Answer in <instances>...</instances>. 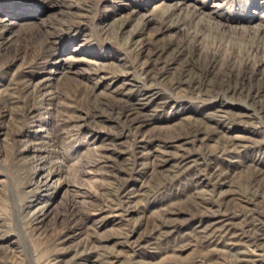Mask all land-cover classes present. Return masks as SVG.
<instances>
[{
  "label": "rangeland",
  "instance_id": "1",
  "mask_svg": "<svg viewBox=\"0 0 264 264\" xmlns=\"http://www.w3.org/2000/svg\"><path fill=\"white\" fill-rule=\"evenodd\" d=\"M196 65L264 79V0H0V264H264L247 231L264 236V95L251 106L173 91ZM143 70L161 77L144 81ZM221 105L260 111L246 124L209 118ZM206 125L209 138L194 132ZM142 137L136 172L128 160ZM232 138L233 151L204 161ZM215 169L225 181H210ZM118 190L127 202L104 207ZM219 205L259 219L217 231ZM160 216L175 224L149 236Z\"/></svg>",
  "mask_w": 264,
  "mask_h": 264
},
{
  "label": "bare ground",
  "instance_id": "2",
  "mask_svg": "<svg viewBox=\"0 0 264 264\" xmlns=\"http://www.w3.org/2000/svg\"><path fill=\"white\" fill-rule=\"evenodd\" d=\"M53 33V32H52ZM52 43H53V39L49 37L47 43L46 44V49H50L52 47ZM44 44V42H43ZM168 45V44H167ZM182 45V44H181ZM177 47V45H176ZM162 48V47H161ZM160 48V49H161ZM194 48V47H193ZM180 50H178V54H181L185 48L184 46L180 47L179 48ZM164 50V49H163ZM189 50V49H188ZM42 51V50H41ZM190 51V50H189ZM162 52V51H160ZM175 52V51H174ZM176 53V54H177ZM185 53V52H184ZM196 53V52H195ZM175 54V53H174ZM175 54V55H176ZM190 54V53H189ZM168 56V55H167ZM173 57V56H172ZM185 57V56H184ZM166 58V57H165ZM177 58V57H176ZM169 60V59H168ZM173 60V59H172ZM180 60V59H179ZM207 60H208V57H207ZM151 61V60H150ZM189 58L186 59V64H188L189 62ZM160 62V60H159ZM163 62V61H162ZM174 62V61H173ZM184 62V61H183ZM211 62V61H209ZM168 64V63H167ZM199 64V63H198ZM205 64V63H204ZM194 65V64H193ZM206 65V64H205ZM183 66V65H182ZM166 67V66H165ZM160 68V67H159ZM162 68V67H161ZM183 68V67H182ZM185 69L183 70V73H185L183 75L182 73V76L178 77L177 80H174L172 82H170V88L173 89V91H177L179 92L180 94H185V93H189V92H194L195 94L199 95V96H205L207 98L209 97H213L214 95L218 96V95H221L223 97H226L227 99H239V100H242L244 101L245 103H250V105L252 106H255L257 104L256 100H257V97H259L260 95H264V79L263 78H255L253 75L251 74H247L245 71H234L230 68L224 70V71H221L220 73H218L217 71H215V67L212 65L210 66H198L196 65V67L194 66H191V67H184ZM220 69V68H219ZM236 69V68H235ZM151 70V69H150ZM161 70H164V69H161ZM157 71V70H156ZM158 73L156 74H152L150 73V71H147V70H143L141 74H143V78H144V81L145 80H156L158 77H161V72H159V70L157 71ZM176 72V71H175ZM183 76H184V79H183ZM163 77V76H162ZM177 77V76H176ZM176 79V78H175ZM181 84H185V86L183 87H180ZM28 91V90H27ZM191 94V93H190ZM196 96V95H195ZM97 103V102H96ZM101 103V102H100ZM104 103V102H103ZM106 103V102H105ZM104 103V104H105ZM247 103V104H248ZM136 104V103H135ZM255 104V105H254ZM136 106V105H135ZM98 107V106H97ZM134 107V106H133ZM131 107V108H133ZM101 108V107H99ZM103 108V107H102ZM108 108V107H107ZM111 108V107H110ZM114 108V106H113ZM118 111H120V115L121 114H125V112L127 111L126 113V116H129L131 114H134V113H138V108L137 107H134L132 110L130 109V107H123L121 105H118ZM261 110V112H264V109L261 105V107L259 108ZM259 110V111H260ZM254 112L252 113H231L229 112L227 109H225L222 105L221 107H219V109L215 110L214 112L210 113L209 114V118H220V119H225L226 121L228 120H236V121H242V122H246L248 119L250 121V118L251 117H255L256 118V115L255 113H258L259 111H257L256 109H253ZM262 118V117H261ZM144 120L142 119V122L140 123L141 126L142 124L144 123L143 122ZM224 121V120H223ZM246 124V123H245ZM250 125V124H249ZM140 126V127H141ZM140 127H136L137 129L140 128ZM139 130V129H138ZM208 130V134H207V137L209 138L210 137V132H211V127H208L207 125L205 127H201V128H197L194 130V132H199V131H206ZM216 128L212 127V132H215ZM193 133V132H192ZM193 138H197L198 135L197 133H195V135L192 136ZM191 138V137H190ZM237 138V137H235ZM241 138V137H239ZM237 138V139H239ZM264 138V137H263ZM146 138L142 137L140 139H136L137 141H134V144H133V147H132V150H133V155L131 157V159L128 160V165L131 166V169H134L136 172H139V171H143V169H145V164L143 162H141V159L143 158H146L147 154H149V152H143L141 149H147V148H144L143 146V143H145V140ZM186 140L189 139V136L185 138ZM234 138H232L231 140H228L226 142H224L221 147H219L217 150H213L210 148V150L208 149L207 151H204L202 154V156L204 157V161L206 162L207 160V157L213 153H216L217 151H221L222 153L224 152H228V151H233L234 148H235V139L233 140ZM242 140V138H241ZM188 142V140H187ZM220 145V144H219ZM215 148V147H214ZM187 155H190V152L189 153H179V154H175V157H177L179 160H183V161H187L189 160L190 162L193 161L194 165L196 166H200L202 163H203V160L202 162L200 161V159H198V157H191L188 159ZM214 158V157H213ZM169 160L168 157H162V162L163 163H167ZM176 161V160H175ZM178 161V160H177ZM176 163V162H175ZM178 164H181L180 162ZM186 164V163H185ZM183 165L182 164V169H183ZM189 165V164H188ZM208 162L206 163V167H207ZM176 166V165H174ZM186 167V166H185ZM184 167V168H185ZM193 167V166H192ZM179 168V167H178ZM195 168V167H194ZM200 168V167H198ZM138 169V170H137ZM176 169V168H174ZM181 169V170H182ZM191 169V168H190ZM188 168V170H190ZM192 170V169H191ZM190 170V172H191ZM195 170V169H194ZM205 170V169H204ZM207 170V169H206ZM173 171V169L170 170V172ZM177 171V169H176ZM187 172V171H186ZM189 172V171H188ZM258 172V171H257ZM264 172V171H263ZM259 173V172H258ZM258 173H255V174H251L253 176L256 177V175H259ZM165 174V173H164ZM261 174V173H260ZM171 175V174H170ZM186 175V174H184ZM196 175V174H195ZM205 175V174H204ZM229 173H227L226 171H222L219 170V169H215L213 170V172L209 175V179L210 181L212 180H216L217 182L218 181H225V179L228 177ZM183 176V175H182ZM208 176V175H207ZM166 177V176H165ZM168 177V180H171L172 179V176H169V174L167 175ZM180 178V177H179ZM162 179V178H161ZM167 179V178H166ZM161 182V181H160ZM163 183V182H161ZM157 184V183H155ZM254 184V183H253ZM160 185V184H159ZM156 186V185H155ZM117 190V189H116ZM119 191V190H118ZM121 191V190H120ZM118 192L114 198L113 201L110 202V204H106L104 207H108L109 209H112L113 211H119L120 209H115L113 208L112 206L114 204H117L119 203L120 204V207H121V203H126L127 202V198L129 197L128 196V192ZM255 194V193H254ZM197 197V196H195ZM253 197H256L253 195ZM199 198V197H197ZM200 199V198H199ZM193 200H195L193 198ZM248 202H250L251 204H254L255 201H253L252 197H250L248 199ZM108 203V202H107ZM203 203L204 201L201 199V201L199 200H196V205H197V208H200V209H204L205 207L203 206ZM257 203V202H256ZM255 203V204H256ZM222 204V203H220ZM206 205V204H205ZM264 205V204H262ZM115 206V205H114ZM220 206L218 207L217 210H209L208 213L211 211L212 215H214L215 217L218 218V216L220 215V217L214 222L212 223L211 225H216L219 224L221 225V227H219L217 229V231L219 230H223L225 229L226 232H231L232 230H235V225L232 223V219L233 217L235 216H239L241 215L242 216V222L243 224H246L247 226L250 224V222L253 220V219H259V218H254V209H250V208H247V209H244V210H237L235 211L234 213H226L225 210L222 211L220 209ZM226 207V206H225ZM224 207V208H225ZM122 208V207H121ZM210 208V207H208ZM244 208V207H241V209ZM202 209V210H203ZM206 209V208H205ZM167 210V209H166ZM201 210V211H202ZM108 211V210H107ZM170 211V210H169ZM166 212L169 214H175V212ZM200 211V210H199ZM200 211V212H201ZM230 211V210H229ZM233 211V210H232ZM260 210H258V213H259ZM193 212V211H191ZM204 214H206L207 212L205 210H203ZM202 213V212H201ZM200 213V214H201ZM221 213V214H220ZM193 214V213H192ZM117 215V214H116ZM167 215V216H168ZM258 216H260L258 214ZM161 217V216H160ZM262 219V218H261ZM260 219V220H261ZM176 221V220H175ZM214 221V220H213ZM254 221V220H253ZM264 221V220H263ZM158 224H156L152 229H151V232L149 234V236H153L154 234H161L163 232H165L166 234V231H165V228H168V227H173V225L175 224L174 223V220L171 218H167V219H159L158 220ZM262 222V220H261ZM241 223V222H240ZM238 223V224H240ZM254 224V223H253ZM218 225V226H219ZM209 226V225H208ZM234 227V228H233ZM246 227V226H245ZM257 227V226H255ZM259 227V226H258ZM242 228V227H241ZM255 229V228H254ZM205 230V229H204ZM209 230V229H208ZM238 230V229H237ZM243 230V229H242ZM240 230V231H242ZM246 230V229H245ZM212 230H210L209 232H211ZM248 232H251V234L253 235H257L256 236V242L258 244H261V246L264 247V236L261 233L259 234H255L254 231L249 227ZM260 231V230H259ZM206 232V231H205ZM224 232V231H223ZM222 232V233H223ZM246 232V231H245ZM243 232V233H245ZM215 233V232H213ZM234 233V232H233ZM257 233V232H256ZM226 235V234H225ZM232 235V234H230ZM220 236V235H219ZM218 236V238H219ZM229 236V235H227ZM223 237V236H221ZM225 237V236H224ZM220 239V238H219ZM222 239V238H221ZM243 239V238H242ZM253 239V238H252ZM231 241V240H230ZM229 242V241H228ZM208 243V242H207ZM264 249V248H263ZM227 260V259H226ZM223 261V260H222ZM225 261V260H224Z\"/></svg>",
  "mask_w": 264,
  "mask_h": 264
}]
</instances>
